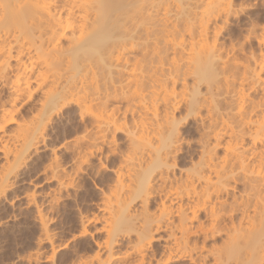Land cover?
Returning a JSON list of instances; mask_svg holds the SVG:
<instances>
[{
	"label": "bare ground",
	"instance_id": "6f19581e",
	"mask_svg": "<svg viewBox=\"0 0 264 264\" xmlns=\"http://www.w3.org/2000/svg\"><path fill=\"white\" fill-rule=\"evenodd\" d=\"M257 3L264 12V0H0V185L72 105L82 125L57 141L69 167L52 150L43 166L59 194L47 201L76 199L86 176L90 204L113 217L78 210L74 236L95 247L71 264H264V13L245 15ZM177 111L203 135L178 173ZM36 212L58 264L70 243Z\"/></svg>",
	"mask_w": 264,
	"mask_h": 264
},
{
	"label": "rangeland",
	"instance_id": "374dc122",
	"mask_svg": "<svg viewBox=\"0 0 264 264\" xmlns=\"http://www.w3.org/2000/svg\"><path fill=\"white\" fill-rule=\"evenodd\" d=\"M258 4L259 3L255 4L253 7H249L245 15L249 14L251 16V13L254 12V14L264 13L262 12V7ZM229 29L233 34L231 37L234 38L236 35L238 36L235 19H233L229 24ZM240 36L239 38H241ZM200 85L199 89H201L202 92L205 91V84L201 83ZM180 88V85H177V89ZM2 95H5V91H3ZM26 105L27 106H25L24 110L25 113H28L29 111L27 108L36 106L34 102H30ZM112 105L117 107L124 105V103L120 101H113ZM75 112V107L71 105L65 108L63 112L57 113L54 116L53 121L47 125L45 130H43L45 137L37 144V150L35 151L31 149L32 152L29 153L30 155L28 154L27 157L25 156L24 159L20 161L21 163L19 162L18 165L17 163H14V166L16 167H12V169L14 168L13 171H10L11 167L9 168V173L12 172V174L8 175L10 178L8 177L9 179H7V183L4 182L2 184L5 186L4 189L0 188V264H51V259H46L47 255L52 254V251L47 243H43L40 246L38 245L37 239L40 236L38 234H41V231L39 230L40 225L36 217L37 210H41L45 217L47 216L48 229H50L49 231L51 233L55 234V244L61 245L64 242L70 243L66 246V248L61 250L62 257L60 255V258L62 261L58 264H71L73 261L77 260L78 257L91 254L95 247L90 236L81 238L74 236L78 232L79 228L76 219L78 210L81 209L83 214L89 216L97 213L101 216L103 223H105L107 227L113 226V217H111L110 214L98 211L93 204H90L91 199L98 198V190H96L91 180L86 176L82 178L84 189L76 198L77 200L60 197L59 199L54 200L56 202L58 201L57 203L53 201L54 206L50 203L52 206L51 208L48 203L49 201H47L53 195L56 194L57 196L59 194L56 190H54L55 181L52 178L50 179V175L46 172L47 170H44V167L53 156L52 151H55L58 160L64 167H69L70 154L63 149H58L57 141L63 135V127H67L68 130H72L74 127L77 128L79 125H82V123L80 124L78 115L73 114ZM181 112L182 111H177L175 113L176 118L179 120L181 119L179 123V138L181 139L182 147V153L179 154L175 167V171L177 173L181 168L188 165L191 158L194 159L196 157L194 156L195 151L198 148L199 141L203 137L200 131L194 127V117L192 118V116H187L184 118V115L181 114ZM181 116L183 119L180 118ZM12 127L13 125H9L7 128L10 129ZM77 130L78 132L80 131V129ZM116 138L119 148L124 149L127 146V142L125 141L123 135L120 132H117ZM2 159L3 155L0 152V162ZM96 162V158H92L91 165L94 166ZM102 176L110 178L112 174L107 170L102 172ZM54 191H56V193ZM28 194H33L34 202L31 201V203L28 201ZM137 202L138 201L135 200L132 204L133 207L135 206L134 208H139L137 207L139 206V202ZM103 235L104 234L102 233L93 232L94 238H100ZM71 236L73 238H71ZM220 238L216 237L215 241L209 240L208 244L216 242L218 245L221 242ZM193 239H196V237ZM81 243L85 245H79ZM81 248V252L78 253V255H74L73 250ZM116 249L117 251H121L124 250L125 247L122 245L116 246ZM37 254H40L42 257L36 258ZM58 257L59 256H57V259ZM129 260H131V258H129ZM178 262L180 263L181 261ZM179 263L175 262L172 264Z\"/></svg>",
	"mask_w": 264,
	"mask_h": 264
}]
</instances>
